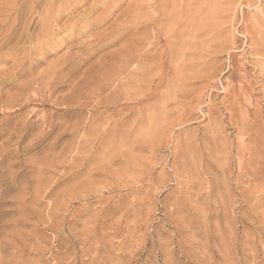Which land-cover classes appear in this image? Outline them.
Returning <instances> with one entry per match:
<instances>
[{"label": "rangeland", "instance_id": "1", "mask_svg": "<svg viewBox=\"0 0 264 264\" xmlns=\"http://www.w3.org/2000/svg\"><path fill=\"white\" fill-rule=\"evenodd\" d=\"M46 1L0 0V264H264V0Z\"/></svg>", "mask_w": 264, "mask_h": 264}, {"label": "bare ground", "instance_id": "2", "mask_svg": "<svg viewBox=\"0 0 264 264\" xmlns=\"http://www.w3.org/2000/svg\"><path fill=\"white\" fill-rule=\"evenodd\" d=\"M37 1V0H36ZM48 1V0H47ZM47 1H46V3H47ZM51 2H50V4H49V10H51V11H53V9H55V7L56 8H58V12L61 10V9H63L64 8V10H68L69 11V13L67 14V17H70L71 15V13L73 14L74 12H75V10H77L78 8H79V5H81V4H88L87 2H88V0H50ZM99 1V0H98ZM97 0H94V2L92 3V1H91V3H90V6H89V11L91 12L93 9H96V7L99 5V2H98ZM103 1V0H102ZM105 1V0H104ZM108 1V0H107ZM107 1H106V3H107ZM113 1V0H112ZM116 1V0H115ZM173 1V0H172ZM172 1H171V4H172ZM204 1V0H203ZM203 1H202V3H203ZM207 1H209V0H207ZM212 1V0H211ZM227 1L228 0H225V3H227ZM232 1V0H231ZM42 3H43V1H42ZM184 3H185V1H184ZM198 3V2H197ZM223 3H224V1H223ZM229 3H230V0H229ZM18 4H19V1H18ZM110 4V3H109ZM112 4V3H111ZM110 4V5H111ZM190 5L192 4V3H189ZM211 4V3H210ZM215 4V3H214ZM217 5H219L218 3H216ZM11 5H13V4H11ZM10 5V6H11ZM17 5V4H16ZM45 5V4H44ZM109 5V6H110ZM180 5V4H179ZM165 6V5H164ZM185 6V5H184ZM105 7V6H104ZM182 7V6H181ZM187 7V6H186ZM185 7V8H186ZM189 7V6H188ZM187 7V8H188ZM108 8V7H107ZM173 8V7H172ZM179 8V7H178ZM45 9V8H44ZM184 9V8H183ZM49 10L47 11V13H49ZM108 10V9H107ZM178 10V9H177ZM236 10V9H235ZM45 11V10H44ZM86 11H88V10H86ZM105 11H106V9H105ZM58 12L56 13V14H54V15H52L51 17L53 18V19H57V17H59V14H58ZM62 12H63V10H62ZM65 12V11H64ZM55 13V12H54ZM103 13V12H102ZM182 13V12H181ZM42 14V13H41ZM44 14V13H43ZM50 14V13H49ZM66 14V13H65ZM178 14H179V12H178ZM103 15H104V13H103ZM44 16V15H43ZM46 16V15H45ZM44 16V17H45ZM98 16H100V15H98ZM135 16V15H134ZM137 16V15H136ZM50 17V16H49ZM51 17H50V19H51ZM101 17V16H100ZM59 19V18H58ZM98 19V18H97ZM45 20V19H44ZM43 20V21H44ZM198 20H200V19H198ZM42 21V20H41ZM41 21H40V23H41ZM51 21V20H50ZM49 21V23H51ZM55 21V20H54ZM39 22V21H38ZM57 22V21H56ZM191 22V21H190ZM48 22L46 21V24H47ZM43 25L45 24V22L44 23H42ZM55 24V23H54ZM27 25V24H26ZM48 25H50V24H48ZM53 25V24H52ZM28 26H29V24H28ZM51 26V25H50ZM54 26V25H53ZM3 27V26H2ZM39 27H41V26H39ZM56 27V26H55ZM54 27V28H55ZM125 27V26H124ZM44 28H45V26H44ZM53 28V27H52ZM51 28V29H52ZM12 29V28H11ZM14 29H15V26H14ZM38 29V28H37ZM40 29V28H39ZM41 29H43V28H41ZM40 29V30H41ZM3 30V29H2ZM8 30V32H9V29H6V31ZM46 30H48V29H46ZM1 31V30H0ZM125 31V30H124ZM16 32V31H15ZM46 32H48V31H46ZM50 32V31H49ZM7 33V32H6ZM10 33V32H9ZM25 34V33H24ZM23 34V35H24ZM51 34V33H50ZM12 35V34H11ZM10 35V36H11ZM7 36H9V34L7 35ZM6 36V37H7ZM25 36H26V34H25ZM8 39H10V37L8 38ZM18 100H19V98H18ZM5 104V103H4ZM18 104V103H17ZM6 105V104H5Z\"/></svg>", "mask_w": 264, "mask_h": 264}]
</instances>
